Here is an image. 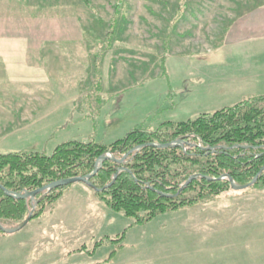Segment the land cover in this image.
<instances>
[{
    "label": "rangeland",
    "instance_id": "obj_1",
    "mask_svg": "<svg viewBox=\"0 0 264 264\" xmlns=\"http://www.w3.org/2000/svg\"><path fill=\"white\" fill-rule=\"evenodd\" d=\"M18 52L45 56L46 80L19 94L0 85L1 104L21 103L0 106V153L49 155L71 140L108 144L133 128L264 95V0H0V78L15 70L3 57ZM27 94L32 106L22 105ZM30 259L264 264V186L137 223L76 182L23 228L0 233V264Z\"/></svg>",
    "mask_w": 264,
    "mask_h": 264
},
{
    "label": "trees",
    "instance_id": "obj_2",
    "mask_svg": "<svg viewBox=\"0 0 264 264\" xmlns=\"http://www.w3.org/2000/svg\"><path fill=\"white\" fill-rule=\"evenodd\" d=\"M115 9L118 14L120 7L116 5ZM159 67L160 75H166L165 58H161ZM261 103L264 95L195 118L166 121L156 129L133 128L108 144L71 140L59 144L49 155L25 151L0 153V185L4 187H0V223L4 227L7 221L22 223L34 203L37 205L31 219L39 217L71 184L38 193L34 203L32 198H15L6 191L23 194L60 179L85 176L95 169L102 154L110 153L121 159L139 146L123 163L106 158L90 179L101 200L112 210L135 218L137 223L231 191L229 178H222L226 174L236 184L246 185L262 170L253 185L264 186ZM179 140L182 145L175 144ZM192 176L197 177L187 183ZM0 233L7 232L0 228ZM102 242L101 239L95 247Z\"/></svg>",
    "mask_w": 264,
    "mask_h": 264
},
{
    "label": "crops",
    "instance_id": "obj_3",
    "mask_svg": "<svg viewBox=\"0 0 264 264\" xmlns=\"http://www.w3.org/2000/svg\"><path fill=\"white\" fill-rule=\"evenodd\" d=\"M12 56L8 57L5 56L3 58H7L12 60L11 64L13 66H15V70L13 71V73L8 74V76L6 77L7 79L5 80L4 78H0V85L3 87L5 86V88H9V89H14L15 87V91L19 94V90L22 88V90L24 91H28V89H33V91H38L36 89V84L39 85L40 82H43L46 80V73H45V64L41 63V59L45 58V56H42V54L40 53H25V52H18V53H13L11 54ZM38 59V61H37ZM44 69V70H43ZM17 72V73H16ZM30 73V74H28ZM3 76V75H2ZM0 76V77H2ZM11 80V82H4ZM40 87V89L46 87V86H38ZM29 86H33V88H29ZM4 88V87H3ZM39 89V88H38ZM27 99L26 102H24L22 105H24L25 103H27V105L32 106L34 104L35 101H33L34 95L32 94V96H30V94H27ZM17 96V95H16ZM30 96V97H29ZM14 101L12 102H7V104H1L0 106H21L20 103V99H17L15 102V99H12ZM36 100V99H35ZM27 127V126H26ZM23 129V128H22ZM90 198L93 200H95L96 202H98V200L95 199V197L93 196H89V197H84V199H87L88 201H90ZM35 260L30 259L28 260V262H26L25 264H35ZM43 263H47L42 262Z\"/></svg>",
    "mask_w": 264,
    "mask_h": 264
},
{
    "label": "water",
    "instance_id": "obj_4",
    "mask_svg": "<svg viewBox=\"0 0 264 264\" xmlns=\"http://www.w3.org/2000/svg\"><path fill=\"white\" fill-rule=\"evenodd\" d=\"M175 144H183V142L181 140L175 142ZM157 145V144H156ZM170 144H166L164 146H168ZM139 147H136L134 149H132L129 153L125 154L123 156V158L121 159H115L113 158L111 155H109L108 153H105V154H102L98 159H97V162H96V166H95V169L90 173V174H87L85 176H76V177H71V178H65V179H60V180H57V181H54L52 183H49L37 190H34V191H26L25 193L23 194H19V193H16V194H11L10 192L6 191V193L8 195H12L13 197L15 198H21V199H25V198H32L33 200L35 199L36 195L40 192H43V191H48V190H51L53 188H57V187H60V186H67V185H70V184H73V183H76V182H84L86 184H88L90 187H92L94 190H98L91 182H90V179L91 177L98 171V169L101 167L103 161L106 159V158H112L113 160L117 161V162H120V163H123L126 161V158L129 156L130 153H132L133 151L139 149ZM262 172V170L259 172V174ZM259 174L248 184L246 185H238L236 184V182L233 180L232 177H229V175H224L222 178H229L230 182H231V185L233 187V189H236V190H242V189H246L247 187L253 185L257 180H258V176ZM117 175L114 176V178L116 177ZM197 176H192L188 181L187 183L192 179V178H195ZM187 183L184 185L186 186ZM0 187L4 188L3 186L0 185ZM35 209V206H33L29 216L26 218V220L24 222H22L18 227L16 228H10V229H7L5 227H3V225L0 223V228L6 232H15V231H18L19 229L23 228L31 219V216L33 215V211Z\"/></svg>",
    "mask_w": 264,
    "mask_h": 264
}]
</instances>
